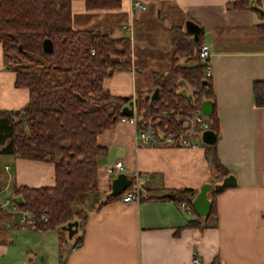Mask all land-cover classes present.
Listing matches in <instances>:
<instances>
[{
	"label": "crops",
	"instance_id": "obj_1",
	"mask_svg": "<svg viewBox=\"0 0 264 264\" xmlns=\"http://www.w3.org/2000/svg\"><path fill=\"white\" fill-rule=\"evenodd\" d=\"M134 1L146 8L136 10ZM234 1L120 0L118 7L88 9L85 0H70L74 29L129 38L131 68L103 80L111 96L131 99L127 111L138 94L153 91L154 71L170 69L171 28H184L187 21L199 26L201 43L209 51L219 128L216 154L236 183L213 196L207 193L216 207L213 225L187 226L195 217L190 208L151 197L161 189L184 188L193 190L194 197L202 184L219 182L222 177L212 170L206 144L148 146L136 137L138 126L118 119L96 137L106 149L97 166V198L86 209L82 241L67 249L61 264H194V259L198 264H264V107L255 105L252 93L253 82L264 80V0L262 15L229 8ZM28 99V88L15 85L0 43V111L20 110ZM116 161L128 176H146L138 201L123 202L120 194L103 202L118 174L107 167ZM0 163V189L54 185L50 161L0 155ZM27 227L19 217L0 223V264H25L14 255L16 234L11 231ZM40 255L45 258L42 251Z\"/></svg>",
	"mask_w": 264,
	"mask_h": 264
},
{
	"label": "trees",
	"instance_id": "obj_2",
	"mask_svg": "<svg viewBox=\"0 0 264 264\" xmlns=\"http://www.w3.org/2000/svg\"><path fill=\"white\" fill-rule=\"evenodd\" d=\"M120 0H85V7L110 8ZM262 10L260 0H238L228 4L232 9ZM258 14L262 15V13ZM193 23V22H192ZM264 31V27L260 29ZM171 67L152 73L154 89L138 94L133 102L137 126L150 123L158 134L167 130H184V122L161 117L163 109L170 114L190 116L203 100L212 101L207 119L216 134L215 142L206 144V157L218 178L228 169L216 154L218 121L210 76L199 61L201 30L194 40L185 27H172ZM0 43L7 67L15 72V85L28 88L29 99L17 111H0V155L45 160L54 164L52 187H13V200L20 211L34 218L27 224L33 230L58 231L60 247L65 224L78 223L77 238L82 241L86 213L74 212L73 206L87 194L97 191V166L106 149L96 137L127 114L129 98L111 96L103 80L114 71L128 70L130 40L127 36L77 30L72 27L70 0H0ZM193 60L191 66L184 65ZM186 86L188 92H183ZM256 106L264 107V80L252 84ZM132 116V115H131ZM132 180V178H131ZM131 187V186H129ZM217 191L211 190V196ZM191 189H161L158 199L185 203L192 207ZM108 195L103 202L117 199ZM142 199V198H141ZM102 202V203H103ZM209 214L187 222V226L205 228L214 224L216 207L211 198ZM101 204V202H100ZM47 220L43 221L42 216ZM74 216V219H70ZM12 215L0 209V223ZM60 263L62 256L60 254Z\"/></svg>",
	"mask_w": 264,
	"mask_h": 264
},
{
	"label": "built area",
	"instance_id": "obj_3",
	"mask_svg": "<svg viewBox=\"0 0 264 264\" xmlns=\"http://www.w3.org/2000/svg\"><path fill=\"white\" fill-rule=\"evenodd\" d=\"M132 5L136 10H143L146 8V4L142 1H134L132 2ZM198 55L205 75L210 76L209 51L206 44H201ZM132 109V116H121L119 120L126 121L137 126V119L134 114V106ZM159 115L165 118H172L176 123L184 122L187 127L184 130H167L164 134H158L155 128L150 123H148L145 129H140L138 127L136 133V137L143 144L155 146L162 142L168 145H177L183 147H197L205 145V143L201 140V133L202 131L209 129V121L207 119V115L201 111L200 107H198L190 116H184L180 111L175 114H170L168 109H163ZM107 170L110 173L123 172L122 162L116 161L114 164L109 165ZM131 178V187H128L121 194V200L123 202L138 201L141 188L146 182V176L142 173H135ZM180 206L184 209L190 208V206L185 203H181ZM0 209L11 214L12 220L19 217L22 223H34V218L31 213L27 211H20L18 209L17 203L13 200L12 188L9 186H4L0 189ZM42 219L43 221H46L47 216L43 215ZM193 263L198 264V260L194 259Z\"/></svg>",
	"mask_w": 264,
	"mask_h": 264
},
{
	"label": "rangeland",
	"instance_id": "obj_4",
	"mask_svg": "<svg viewBox=\"0 0 264 264\" xmlns=\"http://www.w3.org/2000/svg\"><path fill=\"white\" fill-rule=\"evenodd\" d=\"M181 89L183 92H188L186 86ZM1 166L2 163H0V167ZM96 198L95 193L87 194L82 202L73 206L72 210L74 212L79 210L82 213H85L86 209L91 205L92 199ZM70 219H74V216H70ZM11 232L13 235L16 234L13 242V246H15L14 255H18V258L20 259L18 261L24 260L25 264H61L59 257L60 254L61 256L66 254L67 249L70 248L74 241L73 237H69V233L66 230L62 234L63 246L61 247V240L59 239L58 231L55 229L43 232V230H33L32 228L27 227L25 229L15 228ZM77 234L79 233L75 232L73 235L76 236ZM40 251L44 253V259L41 258Z\"/></svg>",
	"mask_w": 264,
	"mask_h": 264
},
{
	"label": "water",
	"instance_id": "obj_5",
	"mask_svg": "<svg viewBox=\"0 0 264 264\" xmlns=\"http://www.w3.org/2000/svg\"><path fill=\"white\" fill-rule=\"evenodd\" d=\"M254 8L257 10V12L262 13L261 9L258 7ZM185 30L192 35L194 40H197L198 34H199V26L196 24L187 21L185 24ZM200 109L201 111L209 116L212 112V101L211 100H203L200 103ZM127 114L129 116L133 115V109L127 111ZM216 134L211 129H206L202 131L201 133V140L205 144H212L215 142ZM236 179L233 174H228L222 177V179L219 182L216 183H204L200 187L199 191L195 194V196L192 199V207L194 209V212L200 216L205 217L209 214L210 211V199L207 196V193L211 190L220 192L225 187H230L235 185ZM131 184V177L127 174L120 172L118 173L111 181V192L110 194L112 196H117L122 194ZM78 223L74 221L72 224L64 225L63 228L68 231L69 237H72L75 232H77Z\"/></svg>",
	"mask_w": 264,
	"mask_h": 264
}]
</instances>
